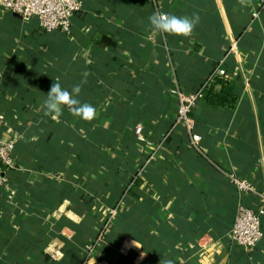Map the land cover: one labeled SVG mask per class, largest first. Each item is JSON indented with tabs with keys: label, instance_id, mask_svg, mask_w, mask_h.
Here are the masks:
<instances>
[{
	"label": "crops",
	"instance_id": "1",
	"mask_svg": "<svg viewBox=\"0 0 264 264\" xmlns=\"http://www.w3.org/2000/svg\"><path fill=\"white\" fill-rule=\"evenodd\" d=\"M262 1L82 0L67 32L0 7V135L17 162L0 186V264H264V237L231 239L238 204L264 207ZM160 11L200 20L160 33ZM220 66L236 105L200 99L188 129L170 89L197 93ZM56 81L81 84L94 118L46 116Z\"/></svg>",
	"mask_w": 264,
	"mask_h": 264
},
{
	"label": "built area",
	"instance_id": "2",
	"mask_svg": "<svg viewBox=\"0 0 264 264\" xmlns=\"http://www.w3.org/2000/svg\"><path fill=\"white\" fill-rule=\"evenodd\" d=\"M264 6V0L262 1ZM0 7L23 18H37L40 25L47 31H69L74 14L80 12L83 7L82 0H0ZM232 50H236V44H232ZM216 73L225 76L226 70L219 67ZM203 90L194 94H186L177 85L170 89V93L178 100V121L183 122L188 129L192 128V109L203 97ZM7 126V122L0 118V131ZM144 126L138 124L135 133L139 140L143 138ZM198 137L193 136L192 143L198 142ZM16 138L5 140L0 135V186L7 182L6 170L16 169L17 162L14 156ZM230 182L240 193L256 192L254 185L247 179L236 174L229 175ZM264 207L258 210L240 203L238 204L236 219L231 229V239L238 246L250 250L255 248L264 237L262 218Z\"/></svg>",
	"mask_w": 264,
	"mask_h": 264
},
{
	"label": "clouds",
	"instance_id": "3",
	"mask_svg": "<svg viewBox=\"0 0 264 264\" xmlns=\"http://www.w3.org/2000/svg\"><path fill=\"white\" fill-rule=\"evenodd\" d=\"M151 29L156 32L165 33L176 36H188L196 28L200 17L196 14L192 16H177L163 11L153 12L148 18ZM86 82L87 73L84 74ZM82 90L81 84H75L71 90L63 88L59 81L53 82L47 93L46 99L43 101L45 109L44 114L52 115L61 114L62 107H67L69 112L80 119L91 120L95 115V107L87 102H81L78 99ZM137 246V245H136ZM138 247V246H137ZM160 264H173L171 259H161Z\"/></svg>",
	"mask_w": 264,
	"mask_h": 264
},
{
	"label": "trees",
	"instance_id": "4",
	"mask_svg": "<svg viewBox=\"0 0 264 264\" xmlns=\"http://www.w3.org/2000/svg\"><path fill=\"white\" fill-rule=\"evenodd\" d=\"M200 90H203L201 99L210 106L234 107L237 103L230 81L225 76L216 73V70Z\"/></svg>",
	"mask_w": 264,
	"mask_h": 264
}]
</instances>
